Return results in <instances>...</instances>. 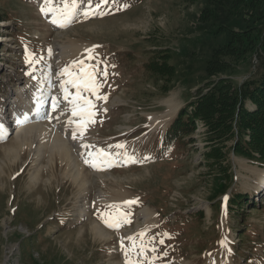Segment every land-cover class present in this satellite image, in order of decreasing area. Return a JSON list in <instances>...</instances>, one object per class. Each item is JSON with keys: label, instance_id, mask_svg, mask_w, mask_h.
Wrapping results in <instances>:
<instances>
[{"label": "rangeland", "instance_id": "374dc122", "mask_svg": "<svg viewBox=\"0 0 264 264\" xmlns=\"http://www.w3.org/2000/svg\"><path fill=\"white\" fill-rule=\"evenodd\" d=\"M99 2L78 0L71 23L59 27L51 22L53 12L40 8L62 9L64 0H1L10 15L0 17V124L13 128L0 136V264H125L126 252L133 264H148L153 256L159 257L153 264H264L262 165L230 152L226 178L200 164L193 149L203 148L200 141L152 152L206 79L238 84L256 72L251 43L264 33V0H108L97 8ZM205 8L210 15L203 19ZM90 9L105 14L83 15ZM230 30H247L251 40L235 42L234 53L222 58L226 69L210 76L207 60ZM156 46L172 54L168 92L141 67ZM81 60L85 66L102 62L108 71L100 90L108 99L89 97L96 115L86 129L78 128L79 116L67 123L71 105L61 91L62 81L76 74L61 76V70ZM65 86L71 100L76 89ZM54 99L61 101L55 110ZM11 112L22 118L7 121ZM237 193L257 204L239 211L230 200ZM121 214L129 222L117 230L102 222ZM146 229L145 246L156 251L137 255L128 238Z\"/></svg>", "mask_w": 264, "mask_h": 264}, {"label": "trees", "instance_id": "16d2710c", "mask_svg": "<svg viewBox=\"0 0 264 264\" xmlns=\"http://www.w3.org/2000/svg\"><path fill=\"white\" fill-rule=\"evenodd\" d=\"M16 1L28 4L30 0ZM128 1L134 4L141 0ZM9 15V9L0 5V17ZM209 15L210 11L205 8L200 17L205 19ZM230 31L227 43L214 49L207 60L206 73L210 76L226 69L227 63L222 58L234 53L235 42L251 40L247 30ZM257 40V43H251L255 48L250 55L251 61L253 56L257 59L256 72L238 84L222 76L206 79L178 109L157 139L160 147L155 145L152 152L172 153L177 148H187L190 143L200 141L202 149L193 146L194 152L199 153L200 164H204L208 172H218L226 178L230 170L227 164L230 152L264 165V33ZM127 54L129 51L126 55L123 53L122 58ZM171 57L170 48L156 46L149 50L147 59L141 63L145 72L161 81L163 92H168L175 74ZM230 200L232 206L239 207V211H244L247 205L257 204L241 193ZM249 255L245 259L250 263Z\"/></svg>", "mask_w": 264, "mask_h": 264}, {"label": "snow or ice", "instance_id": "6c2138e0", "mask_svg": "<svg viewBox=\"0 0 264 264\" xmlns=\"http://www.w3.org/2000/svg\"><path fill=\"white\" fill-rule=\"evenodd\" d=\"M50 0H45V5H48ZM78 0H64V6L62 9H51L47 7H41L40 11L44 13L45 15L48 14V12H53L54 18L52 19V23L55 25H58L59 27H67L68 24L71 23L72 19L74 18L76 14V8H77ZM108 0H100V2L96 5L97 8H99L102 4H107ZM104 15V12H96L94 10H89L83 13L85 16L89 15ZM98 47V46H93ZM86 52L89 53L88 59H94V57L91 55L92 50L86 49ZM102 62L97 64H91L88 66L84 65V62L81 61H73L70 65L65 66L60 72L61 76H68L72 77L73 70H76V74L74 78H69L67 80L62 81L61 83V91L63 93V99L65 101H68L71 105V115L73 117L79 116L81 123L79 124V129H86L87 126L91 123H95L93 117L96 115L95 108L96 104L95 102L90 99L89 97H95L96 100H103L107 101L108 97L107 95H100V90L104 87V83L102 81H106L108 77V71L107 66H101ZM65 85H70L72 88L76 89L75 95L72 96L71 100H68L69 97V89ZM82 93H87L88 95H82ZM61 101L53 100L52 107L53 110L59 105ZM106 111V109H105ZM69 125L73 124V120L69 119L67 121ZM77 128L73 129L72 132V138H77ZM3 133V125H0V136H2ZM81 137H83V131L80 132ZM81 147L88 149L94 146H90L87 144H82ZM117 147H123V145H117ZM105 152L103 149H96L97 155H102ZM83 155V154H82ZM89 156H92V152H88ZM84 162L86 164L89 163L88 159H85ZM93 168H97L95 164L91 165ZM97 170H103L102 168H97ZM128 204L135 203V201H128L125 202ZM108 207L115 208V205H110ZM101 217H103L105 214L101 213ZM109 216L111 214H108ZM102 222L105 224L106 227L117 230L123 223L129 222L127 216L121 214L118 215L115 219H103ZM150 229H146L143 232H140L135 237H129L128 239L132 242V249L135 250L137 247L139 248V253H136L137 255H143L145 251L151 250L152 252H155V247L152 248H146L145 242L143 240V237L146 233V231H149ZM167 235V234H163ZM137 238L140 239V243L137 244L136 240ZM152 240L150 239L147 243L152 244ZM160 243H163V240L160 241ZM223 243V242H221ZM121 247L123 249V240L121 241ZM126 260L125 264H133L131 260L127 258V252L125 253ZM166 255V253H165ZM159 257L153 256L152 260L148 261V264H153V261L158 259Z\"/></svg>", "mask_w": 264, "mask_h": 264}, {"label": "bare ground", "instance_id": "6f19581e", "mask_svg": "<svg viewBox=\"0 0 264 264\" xmlns=\"http://www.w3.org/2000/svg\"><path fill=\"white\" fill-rule=\"evenodd\" d=\"M40 104V103H39ZM30 107V106H29ZM29 107L27 108V110L25 111V112H23L22 114H23V120H27L29 117H30V115L29 114H27V113H29L30 112V110H29ZM36 109H38V108H36ZM56 109H58L57 107H56ZM56 112V111H55ZM55 112H54V114H55ZM55 116H57V114L56 115H54L53 117L55 118ZM59 116V115H58ZM16 115L14 116V120H13V122L12 123H15L16 121H19L18 119H20V117H21V114H20V116H18V117H16ZM18 118V119H17ZM22 118V117H21ZM74 118H77V116H75V117H73V116H71V120H73L74 121ZM55 120V119H54ZM5 121V120H4ZM7 121H10V120H7ZM22 121V120H21ZM11 122V121H10ZM7 123V122H6ZM9 123V122H8ZM49 123H55L53 120H49ZM4 124V123H3ZM3 124H0V125H3ZM11 124V123H10ZM17 124V123H16ZM9 125V124H8ZM4 126V125H3ZM12 126V125H11ZM34 126V125H33ZM78 126V125H77ZM5 128H3L4 130H6V129H8V127H7V125H5L4 126ZM11 128H13V126L12 127H10L9 129H11ZM33 128H35V126L33 127ZM23 130V129H22ZM21 131V130H20ZM21 132H23V131H21ZM24 134V133H23ZM23 134H18V135H16V136H18V139H17V137H16V139L17 140H19V142H18V145L20 146V147H18L20 150H22L23 148H24V146H23V141L25 140L24 138H23ZM12 152V151H11ZM16 152V151H15ZM37 153H38V151H37Z\"/></svg>", "mask_w": 264, "mask_h": 264}]
</instances>
